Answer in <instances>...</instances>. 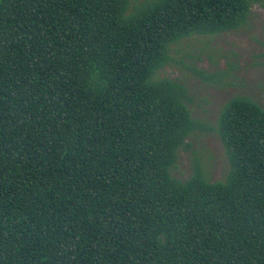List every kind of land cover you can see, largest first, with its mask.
I'll list each match as a JSON object with an SVG mask.
<instances>
[{
    "label": "trees",
    "instance_id": "obj_1",
    "mask_svg": "<svg viewBox=\"0 0 264 264\" xmlns=\"http://www.w3.org/2000/svg\"><path fill=\"white\" fill-rule=\"evenodd\" d=\"M263 0H0V264H264V105L236 95L229 168L173 176L204 125L173 47Z\"/></svg>",
    "mask_w": 264,
    "mask_h": 264
},
{
    "label": "rangeland",
    "instance_id": "obj_2",
    "mask_svg": "<svg viewBox=\"0 0 264 264\" xmlns=\"http://www.w3.org/2000/svg\"><path fill=\"white\" fill-rule=\"evenodd\" d=\"M173 61L160 78L177 80L189 89V108L204 128L181 150L173 176L188 179L200 164L212 182L224 180L226 149L217 133L223 106L244 95L264 105V0L253 6L245 26L215 36H194L173 47Z\"/></svg>",
    "mask_w": 264,
    "mask_h": 264
}]
</instances>
